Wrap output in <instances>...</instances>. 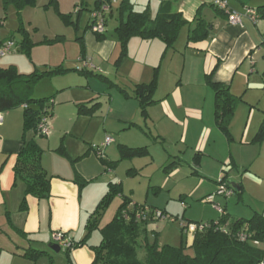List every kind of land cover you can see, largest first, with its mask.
I'll use <instances>...</instances> for the list:
<instances>
[{
	"label": "crops",
	"instance_id": "crops-1",
	"mask_svg": "<svg viewBox=\"0 0 264 264\" xmlns=\"http://www.w3.org/2000/svg\"><path fill=\"white\" fill-rule=\"evenodd\" d=\"M54 2L58 13L70 14L69 20L72 19V24L79 28L84 0ZM226 2L229 8L239 13L244 9V6L236 8L228 0ZM115 4L117 5L118 1ZM206 4L211 7L212 0H181L177 3L176 10L191 27L196 14L209 22V37L201 41L188 42L186 38L189 26L183 27L185 28L183 41L173 49L167 50L165 54L164 44L159 39L132 37L126 53L121 55L115 36L109 37L105 32L98 39L97 35L87 28L88 19L84 32L77 39L80 47L83 46L84 60H80L82 54L80 50L77 58L82 64L81 69L85 71L82 73L79 68L70 67L66 63L69 54L68 47L64 44L65 36L44 35L40 39H33L30 36L27 27L33 25L34 13L37 10H29L28 7L32 6H25L17 13L16 8L9 5L5 11L0 0V44L12 40L16 47V51L12 52L16 54L10 53L13 59L8 61V66H13L22 74L30 73L34 69L47 70L57 65L69 70L61 75L41 79L34 86L35 89H38L44 80L59 79L74 72L78 77H85V80L81 82L78 80L80 83L74 85L66 83L50 85L46 88L48 90L46 95L33 97H50V102H46L50 104L51 111L49 133L46 136H35L37 144L42 149L41 165L50 176L48 199L38 200L31 195L24 196L22 181L14 177L13 167L17 153L22 147V108L0 111V264H53L54 258L48 247L57 244L52 237L53 233L61 231L72 240H81L86 234V225L91 213L105 194L102 193L101 197L93 201L95 190L91 191L88 188L84 195L82 187L97 182L100 190L108 189L106 179H112L117 167L123 163H129L133 167L128 170L135 173L127 172L129 176L147 170L142 175L151 181L154 172L172 159L170 166L164 170L166 175L160 174L155 179L153 193L147 186L141 204L160 210L164 214H167L168 200L171 199L164 191L174 178L182 175L191 182L192 188L188 187L185 192L192 199L213 194L219 186V181H216L219 176L226 182L239 163V157L232 151V145L229 143L235 142V131L232 126L236 108L239 103L252 106L255 101H259L257 97L259 98L261 96L259 94L264 91V71L259 74L255 66L256 58H253L264 50L262 46L264 18L253 22L242 16L240 23L231 24L226 13L220 14L214 7H211L213 10L211 12L205 11ZM10 6L14 11L9 13ZM8 14L17 16L16 25L12 28L18 30L21 23L24 33L34 43L29 56L22 54L27 56L28 62H24L21 55L20 42L23 38L17 40L14 37L15 31L7 29L5 25L4 20ZM15 33L20 36L23 34L18 31ZM55 37L61 39L54 43H46L45 40ZM85 60L89 66H83ZM1 62L0 67L7 66ZM19 63L24 64L22 69ZM154 73L156 89L153 98L156 102L146 107V115L140 113L137 100L124 97L116 86L109 85L107 81L96 76L102 75L131 93L135 84L150 82ZM208 78L212 83L227 85L230 93L239 98L228 125L229 136L215 123L214 91L208 83ZM65 95L66 99L57 102L59 97L63 98ZM94 103H98V106L92 114L82 113L78 109L79 105L89 107ZM63 104L66 106H62ZM254 113L255 111L252 114L250 110L248 118H253ZM56 117L61 119V123L54 122ZM247 125L248 123L243 128V134L250 132ZM260 126L251 142H261L255 139ZM28 135L33 136L31 132ZM106 135L113 136L111 143L104 149V158L108 163L113 162L112 167L104 164L94 150L95 146L103 142ZM223 137L225 140H221ZM226 140L227 144L224 142ZM94 141H99V144H95ZM243 143L246 144V141ZM123 146L130 148L145 146L148 152L146 155L121 158L120 148ZM182 160L189 164L187 168H182L179 164ZM225 161L231 165L230 171L226 173L221 170ZM77 176L84 180V185L79 187L76 182ZM244 176L260 181L250 171H246ZM115 183L117 184V181ZM118 184L122 189L123 179L119 180ZM235 187L238 191L242 188L240 184ZM170 190L172 187L167 189ZM162 193L163 196L166 195L163 199ZM126 196L131 199L132 204H138L139 201L129 195ZM117 197L103 213L99 228L110 222L116 214L121 204V197ZM23 198L25 205L22 204ZM181 199L184 200L183 197ZM218 199L221 201V198ZM114 202L117 204H113ZM223 209L229 214L227 205ZM217 217L189 221L207 222L216 220ZM229 218L243 217L229 214ZM191 242L192 239H189L186 245L189 246ZM87 243L94 244L88 238ZM28 248L44 253L31 260L24 256ZM58 252L65 255L66 264H92L94 258V253L86 245L71 249L69 257L61 247Z\"/></svg>",
	"mask_w": 264,
	"mask_h": 264
},
{
	"label": "trees",
	"instance_id": "trees-1",
	"mask_svg": "<svg viewBox=\"0 0 264 264\" xmlns=\"http://www.w3.org/2000/svg\"><path fill=\"white\" fill-rule=\"evenodd\" d=\"M1 1L5 11L9 5H12L19 13L25 6H34L37 0ZM179 1L181 0H159L155 13L151 14L149 4L143 10L138 11L134 9L130 0H119L114 10L118 16L113 32L120 54L126 53L128 42L132 37L159 39L164 44L165 54L167 50L174 48L181 29L186 26H189L186 38L188 42L207 39L210 35V23L196 14L191 27L190 23L184 20L176 10ZM237 1L242 6H247L246 0ZM50 2L55 6L54 0ZM101 3L103 0H96L94 8L99 7ZM211 6L220 14H228L225 9H219L213 4ZM112 7L113 5L108 12L110 15H113ZM255 9L258 14L257 19L264 18V2ZM228 10L230 12L233 9L228 5ZM59 15L66 23L69 22L70 14ZM87 28L90 29L89 23ZM23 30L20 23L17 30L23 33L20 50L29 56L34 43L29 40ZM96 35L100 39L104 34ZM60 39V37H55L45 41L54 43ZM262 46L264 47V42ZM80 51L82 53L80 60H84L82 45ZM80 70L82 73L85 72L83 69ZM67 71L69 70L63 68L62 65L43 71L34 69L27 74L17 72L13 66L0 67V111L22 108V147L17 153L13 167L14 177L22 181L24 196L31 195L38 200L48 199L50 196V176L41 165L42 149L37 144L35 136L39 121L42 117H50L51 111L50 104L46 103L50 102V97L33 98L31 95L34 86L41 79L61 75ZM96 76L107 81L109 85L116 86L124 97L137 100L142 115H146V107L149 104L156 102L153 98L156 89V73L150 82L135 84L131 93L102 75ZM208 83L214 91L215 123L225 135L229 136L228 125L239 98L230 93L227 85L212 83L209 78ZM97 106L98 103L89 107L82 104L78 109L82 113L92 114ZM29 132L33 136H29ZM255 137L257 141H261L264 137V119ZM147 152L145 146L136 148L123 146L120 148V157L132 158L146 155ZM98 158L107 166L112 167L113 162H106L104 155ZM76 182L79 187L84 185V180L79 176L76 177ZM117 196L121 197V204L116 214L110 222L99 228L103 213ZM22 204L25 205L24 198ZM154 210L155 208L146 205L132 204L131 199L122 193L120 184L109 182L107 192L100 198L89 217L86 234L81 240L70 238L71 246L64 252L69 257L71 249L86 245L94 253L92 264H264V213L254 212L249 218H229V214L224 210V213L218 215L216 220L207 221L208 228L194 234L189 246L186 245V235L180 227L181 243L178 246H172L159 244L156 237L152 242L149 241L146 224L152 219L157 220L153 218ZM94 230L99 231L100 240L96 244L89 245L87 238ZM187 249L192 252L188 253ZM140 251L144 253L141 258L138 256ZM43 253L44 251L28 248L24 256L35 260Z\"/></svg>",
	"mask_w": 264,
	"mask_h": 264
},
{
	"label": "rangeland",
	"instance_id": "rangeland-1",
	"mask_svg": "<svg viewBox=\"0 0 264 264\" xmlns=\"http://www.w3.org/2000/svg\"><path fill=\"white\" fill-rule=\"evenodd\" d=\"M96 0H84L83 2V10H82V17L80 19V27L77 28L74 26L72 19L69 20L68 23H66L62 16L59 15L56 7L51 4L50 0H37L36 4L32 7H28L29 10H37L36 13H34V22L31 27H27L30 33V36L33 39H40L41 37H44V35H63L66 38H64L67 51L69 54L68 61L66 62L67 65H70V67L73 68H79L81 69V62L77 61L79 50H80V44L78 43L79 35H82L84 32V29L86 27L87 20L90 19L91 10L94 9ZM119 2V0H117ZM135 10H143L148 4L150 8V13L154 14L157 7H158V1L159 0H130ZM232 5L236 8H241L242 5L237 0H228ZM264 0H246V4L248 6L256 8L258 5L263 3ZM212 7V6H211ZM211 7H208V4L205 5L206 10L211 12ZM32 8V9H31ZM116 8V4L113 5V15H110L109 13H106V26H105V32L109 37H114V27L116 25V18L117 13L114 11ZM14 11V8L12 6L9 7L8 12ZM213 11V10H212ZM7 14V13H6ZM16 18L13 14H8L5 18L4 22L7 26V29H11L13 31L15 28H12L16 25ZM71 21V22H70ZM33 27V28H32ZM36 27V28H35ZM17 32V29L14 30ZM15 34V38L17 40L21 39L22 36ZM185 36V28H182L181 32L179 33V37L177 42H175L174 46H177V44L180 45V43L183 41ZM264 36V33H263ZM115 39V37H114ZM65 46V45H64ZM12 54V53H11ZM9 54L6 57H0L1 63L6 66L8 61L10 59H13L11 57L12 55L16 54L13 53L12 55ZM23 53H21L22 55ZM22 58L24 59V62H28L27 56L22 55ZM255 60V66L257 67V70L259 74L264 71V50H261L258 55L253 57ZM95 63V61H93ZM91 62V64L93 63ZM93 65V64H92ZM8 66V65H7ZM6 66V67H7ZM24 64L19 63L20 69L23 67ZM76 68V69H77ZM72 72V71H71ZM75 73V72H74ZM69 74V75H63L59 77V79L55 80H44L40 83L38 86V89H33L32 91V97H41L46 95L47 93V87H50V85H61V84H69L74 85L76 83H80L81 81L85 80L83 77H78L76 74ZM80 80V82H78ZM94 84V83H93ZM37 88V87H36ZM45 93V94H44ZM50 95V94H49ZM261 95L258 102H254L250 106L246 103H239L238 107L236 108L235 117L233 119V126L232 129L235 131L234 137L235 142L232 144L231 141L229 142L232 146V151L236 153V155L239 157V163L237 168L234 169L230 173L229 178L226 180V184L234 190L233 194L228 197L223 196H216L214 199V202H207L203 198H197L194 199L189 198L187 196V192H185L188 187L189 189L192 188V185L190 184V181H187L186 178H183L182 175L179 178H174L172 181H170L168 184V187H172V190L167 191L165 189V193L168 194V196L171 198L168 200L169 202V209L167 210V214H165L167 217H171L172 219L169 220L166 219H157V220H150L146 224L147 228V237L150 242L154 240V238H157V242L159 244H169L172 246H178L181 243V237H180V223L183 220H195L207 217L216 218L218 215H220L215 209L214 205L217 204L220 207H225L227 205V209H229L230 212H228L231 216L234 217H243V218H249L254 212L257 213H264V137L262 138L260 143L251 142L253 136L255 135L258 126L261 125L263 119H264V91L261 92ZM66 99V95L63 96V98L59 97L58 101ZM66 104V103H65ZM63 104L62 106H66ZM60 105V104H59ZM58 105V106H59ZM61 107V106H60ZM254 113L253 118H248L249 111ZM58 117H56L55 121L57 124L61 123ZM246 123L247 130H250V132H245L243 134V128L245 127ZM255 129V130H254ZM248 135V136H247ZM111 136V135H110ZM113 137V136H112ZM89 140V139H88ZM221 140H225L224 137ZM242 140V142H241ZM246 141V144L243 142ZM95 144H99V141H94ZM227 144V140L224 141ZM241 144V145H240ZM224 149V147H223ZM234 153V154H235ZM172 162V159L169 160L162 168L156 170L154 172L153 178L151 181L147 177H144L142 174L146 173L147 170L144 172H140L139 174L129 176L127 172H130L133 168L129 163H123L122 165L117 167V171L115 173V176L113 178L106 179L107 183L110 181L112 183H117L119 180L123 179L122 191L124 194L129 195L132 199L139 201L138 204H143L145 191L147 189V186H149L152 193L155 190V179L160 174H165L164 170L165 168H168ZM182 168H187L188 163L185 161H181L179 163ZM188 164V165H187ZM138 164H135V166ZM231 165L225 161L222 166L221 170L225 173L230 171ZM246 171H250L253 175H256L260 181L253 180L252 178H248L244 176V173ZM131 174L135 173L133 171L130 172ZM138 173V171L136 172ZM224 173V174H225ZM166 175V174H165ZM221 175V171H220ZM221 176L217 178L216 181H220ZM97 182L92 183V185L88 187H82L83 194L87 193V190H95L93 191V201L97 197H101L102 193L107 192V188H103L100 190L97 187ZM240 184L242 186L241 190L238 191L235 188V185ZM219 187V186H218ZM205 190V189H202ZM104 191V192H103ZM182 193V194H181ZM184 193V194H183ZM215 193V192H214ZM213 193V194H214ZM164 193L161 194L163 196ZM155 196V194H153ZM149 196H151V192L149 193ZM153 196V197H154ZM208 196V195H207ZM165 196L161 197V199L165 198ZM184 198L181 199V198ZM118 197H116L117 199ZM221 198V201L220 199ZM181 199V200H179ZM225 201V202H224ZM113 204H117V202H114ZM183 204V205H182ZM182 213H184V216H182ZM184 217V218H183ZM210 219V218H208ZM206 219V220H208ZM88 240L91 243H98L100 240V234L98 230H94L91 232L90 236L88 237ZM186 240V239H185ZM51 255L54 258L53 264H66L65 262V255H62L63 253L55 252L50 249ZM62 252V251H61ZM188 253H191L192 251L190 249H187ZM61 254V255H60ZM144 255L143 252H139V257L141 258ZM61 256V257H60ZM65 257V258H64Z\"/></svg>",
	"mask_w": 264,
	"mask_h": 264
},
{
	"label": "built area",
	"instance_id": "built-area-1",
	"mask_svg": "<svg viewBox=\"0 0 264 264\" xmlns=\"http://www.w3.org/2000/svg\"><path fill=\"white\" fill-rule=\"evenodd\" d=\"M116 2L117 0H103V3H101L99 7L91 10L90 19H89V24H90L89 30L91 32L100 35L105 33V26H106L105 15L110 11V7L114 5ZM212 4L219 9H225L226 12L228 11L227 14L228 22L231 24L240 23L242 16H246L253 22H255L258 17L256 9L251 6H245L242 13H239L235 10H231L229 12L226 0H212ZM13 51H16V47L12 40H7L0 44V56L8 55ZM83 62H84L83 66H89L86 60ZM0 122H1V117H0ZM49 125H50V117H42L37 125L36 136H46L49 133ZM111 141H112V137L110 135H106L103 142L100 145L94 147L97 156L103 157L104 149L107 145L111 143ZM233 192L234 190L226 184L224 179H220L219 187L217 188L215 193L208 195L206 198H204V200L213 203L216 196L228 197L231 196ZM214 209L219 214L224 213V209L217 204L214 205ZM153 218L166 219L169 217L163 214L160 210L155 209L153 213ZM179 223H180V227L183 229L184 234L186 235V241H188L189 239L193 240L194 234L196 232L203 231L206 228H208L207 222L195 223V222L181 221ZM52 237L54 241L59 245V247H61L63 250H66L71 246V239L65 232H61V231L54 232Z\"/></svg>",
	"mask_w": 264,
	"mask_h": 264
},
{
	"label": "water",
	"instance_id": "water-1",
	"mask_svg": "<svg viewBox=\"0 0 264 264\" xmlns=\"http://www.w3.org/2000/svg\"><path fill=\"white\" fill-rule=\"evenodd\" d=\"M48 247H49V249H51L55 252H58L59 248H60L59 245H57V244H52V245H49Z\"/></svg>",
	"mask_w": 264,
	"mask_h": 264
},
{
	"label": "clouds",
	"instance_id": "clouds-1",
	"mask_svg": "<svg viewBox=\"0 0 264 264\" xmlns=\"http://www.w3.org/2000/svg\"><path fill=\"white\" fill-rule=\"evenodd\" d=\"M190 244H191V243H190ZM190 244H189V245H190Z\"/></svg>",
	"mask_w": 264,
	"mask_h": 264
}]
</instances>
